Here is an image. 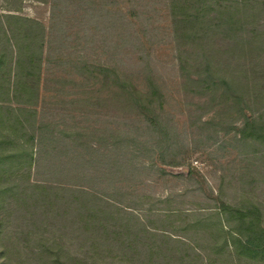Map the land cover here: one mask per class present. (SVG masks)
<instances>
[{
  "label": "rangeland",
  "instance_id": "rangeland-1",
  "mask_svg": "<svg viewBox=\"0 0 264 264\" xmlns=\"http://www.w3.org/2000/svg\"><path fill=\"white\" fill-rule=\"evenodd\" d=\"M92 1L0 0V264H264V0Z\"/></svg>",
  "mask_w": 264,
  "mask_h": 264
},
{
  "label": "trees",
  "instance_id": "trees-1",
  "mask_svg": "<svg viewBox=\"0 0 264 264\" xmlns=\"http://www.w3.org/2000/svg\"><path fill=\"white\" fill-rule=\"evenodd\" d=\"M35 2L41 3V4H48V6L51 9V15H50V25L48 27H45L44 25H42L41 23H39L36 20H31V19H22L21 21H25L27 27L25 28V39H27V46L25 45V48L27 49V52H21L19 50V47H17V56H16V60L18 62V64H24V65H29L30 69H33L34 71H38V66L42 65L43 62V52H44V45L47 41V38H49V36L51 37V34H53V27H54V23L56 24V22L60 19H65L68 15V11L64 12V9H59V7H64V3L66 4L67 0H33ZM71 1V0H69ZM93 4L92 0H85L84 2V8L85 9H91V5ZM71 12V10H70ZM7 18H12V19H18L15 16H9ZM19 20V19H18ZM12 38H14V35L12 36ZM6 41H9L11 43V39L10 38H6ZM21 49V48H20ZM16 63V62H15ZM31 75L32 73L29 72ZM38 75V74H37ZM38 82H33V87L36 89H38L37 87ZM227 87H230L228 82L226 84ZM229 90L234 91L232 88H229ZM246 128H249L251 132H253L252 134H260V129H253L254 124L252 123H246ZM254 130V131H253ZM257 130V131H255ZM170 166H175L174 164L170 165ZM228 209H230L227 206L221 205L220 207H218V214L222 215L224 214ZM226 221V220H225ZM143 232H145L146 234H150L147 230L146 227L143 226ZM95 232L100 231L102 234V240L104 241L105 238H107L109 241L112 239H114L116 236H118V233L120 235V232H116L115 230L112 231L109 227L107 226H97L94 227ZM158 229L153 228V231H157ZM237 238L244 236L247 238V235H245L246 233L240 229L234 228L232 230ZM264 233V228L260 231ZM161 233H165V232H161ZM99 234V233H97ZM96 236V234H95ZM248 239V238H247ZM255 240L256 239H248L247 240V244L249 246H254L255 244ZM240 243V242H239ZM241 244V243H240ZM155 255L153 254H149L146 255V257L152 258L155 257Z\"/></svg>",
  "mask_w": 264,
  "mask_h": 264
}]
</instances>
